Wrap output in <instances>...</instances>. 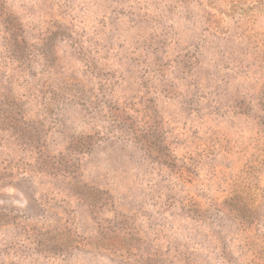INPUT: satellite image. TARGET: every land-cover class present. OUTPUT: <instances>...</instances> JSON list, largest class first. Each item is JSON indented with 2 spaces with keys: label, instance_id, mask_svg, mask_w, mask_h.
<instances>
[{
  "label": "rangeland",
  "instance_id": "obj_1",
  "mask_svg": "<svg viewBox=\"0 0 264 264\" xmlns=\"http://www.w3.org/2000/svg\"><path fill=\"white\" fill-rule=\"evenodd\" d=\"M0 264H264V0H0Z\"/></svg>",
  "mask_w": 264,
  "mask_h": 264
},
{
  "label": "trees",
  "instance_id": "obj_2",
  "mask_svg": "<svg viewBox=\"0 0 264 264\" xmlns=\"http://www.w3.org/2000/svg\"><path fill=\"white\" fill-rule=\"evenodd\" d=\"M11 30H13V29H11ZM10 30V31H11ZM12 33H13V31H11ZM17 33V32H16ZM14 34V33H13ZM18 37V36H17ZM245 198L244 199H241L240 198V200H235V201H231L230 203H229V205H230V207H231V209H233V208H235L236 206H237V204H241V203H245ZM238 212H240L239 210H238Z\"/></svg>",
  "mask_w": 264,
  "mask_h": 264
}]
</instances>
